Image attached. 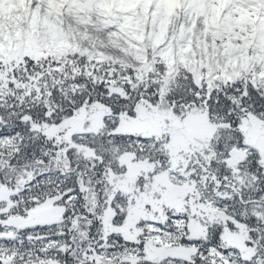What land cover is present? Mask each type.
Returning <instances> with one entry per match:
<instances>
[{"label":"snow or ice","instance_id":"1","mask_svg":"<svg viewBox=\"0 0 264 264\" xmlns=\"http://www.w3.org/2000/svg\"><path fill=\"white\" fill-rule=\"evenodd\" d=\"M0 264H264V0H0Z\"/></svg>","mask_w":264,"mask_h":264}]
</instances>
